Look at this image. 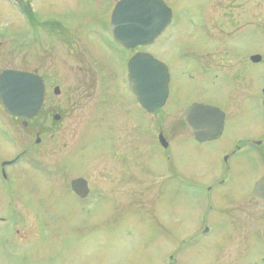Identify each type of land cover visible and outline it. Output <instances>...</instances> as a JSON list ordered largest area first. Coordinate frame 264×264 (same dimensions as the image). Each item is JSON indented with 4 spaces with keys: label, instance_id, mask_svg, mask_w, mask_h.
<instances>
[{
    "label": "rangeland",
    "instance_id": "rangeland-1",
    "mask_svg": "<svg viewBox=\"0 0 264 264\" xmlns=\"http://www.w3.org/2000/svg\"><path fill=\"white\" fill-rule=\"evenodd\" d=\"M119 1L0 0V72L12 69L37 73L47 84L43 111L30 123L29 129L22 131L23 141L17 143V148L15 142L11 144V158L30 144L36 151L25 155L19 166L8 169L5 188L0 184V217L8 222V225L0 223V264H163L167 255L174 256L178 264L215 263L218 253L213 250L200 260L189 250L183 252L185 256L177 252V240L192 233L197 215L190 216L183 211L179 214L173 206L180 199L172 192L152 187L157 184L156 178L139 177L134 187L124 184L120 188L112 182V187L104 188V178H115L102 172L101 156L104 150L108 151L115 136L111 120H117V114L115 112L112 118L103 113L105 102H101L104 95L98 94L100 91L87 93L90 99L85 96L79 100L69 94L66 86L60 85L70 84L71 75L78 67L70 54V42L58 37L59 34L54 36V23L77 31L76 28L87 20L107 30ZM164 1L175 16L174 24L167 31L170 36L142 51L150 52L170 66L174 81L172 104L202 99L194 80L180 76L181 65L189 67L195 62L182 59L194 56L196 60V55H201L196 52L199 42L194 23L199 2ZM214 3L219 24L224 20L231 33L228 38L219 37L217 49L213 47L216 56H235L236 41L240 42L241 53L264 48V42L252 39L249 34L233 35L234 27L242 25L246 18L256 27L259 23L264 27V0H215ZM123 72L125 78V68ZM92 77V83L94 81L99 87L100 76ZM56 81L62 86H59V96L53 93ZM251 84L256 90L257 80L254 84L252 79ZM118 90L130 99L129 90L121 83ZM203 91L206 100L222 104L225 90L220 84ZM259 95L255 101L259 100ZM251 107L255 110L253 105L248 107L249 111H253ZM54 108H57L55 113L64 114V121L58 124L53 121ZM179 117L181 113L178 112L172 119L176 121ZM252 125L259 131L264 119L235 120L231 133L249 131ZM123 131L132 135L130 127ZM177 135L189 136L182 129ZM37 137L40 144H36ZM183 149L176 152L179 161L185 154ZM79 177L88 180L93 189L86 203L79 202L70 190L71 181ZM209 220L216 223V219L210 217ZM3 226L9 228L4 230ZM164 232L170 235L169 240Z\"/></svg>",
    "mask_w": 264,
    "mask_h": 264
},
{
    "label": "flooded vegetation",
    "instance_id": "flooded-vegetation-1",
    "mask_svg": "<svg viewBox=\"0 0 264 264\" xmlns=\"http://www.w3.org/2000/svg\"><path fill=\"white\" fill-rule=\"evenodd\" d=\"M214 1L197 0L199 11L194 23L199 44L196 52L201 55H196V60L194 56L180 58L184 61H195L189 67L181 65L180 76L194 80V84L201 91L202 99L188 103L177 101L172 104V70L156 57L166 65L170 78L168 97L164 105L149 112L140 104L138 96L130 88V60L139 53L151 54L142 50L151 49L163 38L162 41L169 38L170 33L167 31L175 22L173 11L172 22L152 44L131 50L114 41L111 17L107 30L87 20L76 28L77 31L74 28L69 31L68 26L54 23V36L59 34L58 37L70 42V54H73L74 64L78 67L71 75L70 84L63 82L60 85L66 86L69 94L79 100L87 97V93L100 91L98 94L104 95L101 102H105L103 113L112 118L115 112L117 114V120H111L116 129L115 136L108 151L104 150L101 156L104 165L102 172L115 178H104V188L112 187V182L120 188H123L124 184L134 187L133 183H136L139 177H153L156 178L157 184L152 187L164 189L163 192H172L180 199L173 206L179 214L181 211L190 216L196 213L197 225L192 229V233L181 236L176 242L175 249L178 253L185 256L183 252L189 250L190 254L200 260L204 254L213 250L218 253L214 258L216 264H264V185L258 186L264 180V126L259 131L256 130L257 126L252 125L249 131L237 130L231 133L235 120L264 119V48L241 53L240 42L236 41L235 56H216L214 48L217 49L219 37L228 38L231 33L228 31V23L222 20L224 23L219 24V14ZM247 4L248 2L244 5ZM166 5L170 8L167 3ZM190 18L191 15L187 20ZM249 21L246 18L242 25L234 27V37L236 34H249V37L253 36L252 39L257 38L263 43L264 27L261 23L256 27ZM88 43L90 45H87ZM224 65L231 68H225ZM142 69L148 70V67ZM4 71L6 70L0 72V76ZM97 75L101 78L99 87L93 84L94 81L92 83V76ZM252 79L254 84L255 80L258 82L256 90L251 86ZM82 81L85 83L82 84ZM119 83L129 90L130 99L129 95L120 93ZM219 84L225 90L222 94L223 102L213 104L205 99L203 90ZM60 85L55 84L54 90ZM45 87L47 94V84ZM257 95L259 100L255 101ZM194 104L210 106L224 113L223 129L217 137L198 140L189 128L184 114ZM253 105L256 111L252 107L253 111H249L248 107ZM56 109L54 108L53 117L57 115L60 119L53 121L58 124L60 120L64 121V114L55 113ZM178 112L181 117L175 121L172 116ZM66 114L70 113L67 111ZM37 117L30 120L15 118L6 111L0 100V184L4 188L9 180L8 169L19 166L25 155L36 151L30 144L11 158V144L15 142L17 148V143L23 141L22 131L29 129L30 123ZM129 127L132 129V135L124 134L123 130ZM181 129L189 136L177 135ZM40 142L37 137L36 144ZM179 149L185 151L180 161L175 156ZM37 162L39 163L38 160ZM51 162L54 177V159ZM88 187V197L81 199L72 191L70 183V190L82 203H86L92 196L93 189L89 182ZM210 217L216 219V223L214 220L210 221ZM6 222L5 218L0 217L1 224L8 225ZM165 236L170 239L168 233ZM176 260L174 256L167 255L162 263L178 264Z\"/></svg>",
    "mask_w": 264,
    "mask_h": 264
},
{
    "label": "water",
    "instance_id": "water-1",
    "mask_svg": "<svg viewBox=\"0 0 264 264\" xmlns=\"http://www.w3.org/2000/svg\"><path fill=\"white\" fill-rule=\"evenodd\" d=\"M172 21V12L163 0H121L111 19L114 41L131 50L152 44ZM147 66L148 70L142 68ZM130 88L140 104L152 112L164 105L168 97V68L150 54H137L128 64ZM55 95L60 89L54 90ZM152 98L154 101H152ZM45 85L36 73L7 70L0 76V100L15 118L33 119L42 109ZM58 121L59 116L53 117ZM184 120L198 140L217 137L224 123V114L216 108L194 104L184 114ZM39 143V140H38ZM264 185V180L259 187ZM73 192L81 199L89 195L84 179L72 181Z\"/></svg>",
    "mask_w": 264,
    "mask_h": 264
},
{
    "label": "trees",
    "instance_id": "trees-1",
    "mask_svg": "<svg viewBox=\"0 0 264 264\" xmlns=\"http://www.w3.org/2000/svg\"><path fill=\"white\" fill-rule=\"evenodd\" d=\"M19 7V6H18ZM20 8V7H19ZM30 19H33V17L31 15H29L28 13H26Z\"/></svg>",
    "mask_w": 264,
    "mask_h": 264
}]
</instances>
